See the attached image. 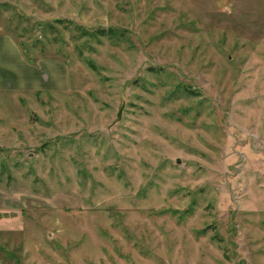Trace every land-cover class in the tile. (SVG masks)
I'll return each mask as SVG.
<instances>
[{"label": "rangeland", "instance_id": "1", "mask_svg": "<svg viewBox=\"0 0 264 264\" xmlns=\"http://www.w3.org/2000/svg\"><path fill=\"white\" fill-rule=\"evenodd\" d=\"M1 219L4 264H264V0H0Z\"/></svg>", "mask_w": 264, "mask_h": 264}, {"label": "crops", "instance_id": "2", "mask_svg": "<svg viewBox=\"0 0 264 264\" xmlns=\"http://www.w3.org/2000/svg\"><path fill=\"white\" fill-rule=\"evenodd\" d=\"M7 38V43H8V45H10V47H12L13 49H15V50H18L19 49V47L17 46V44L13 41V39L9 36V37H6ZM20 50V49H19ZM1 208L2 209H6L7 207L6 206H1ZM1 221H3L4 222V220L3 219H1L0 220V222ZM2 256H3V254H1L0 253V264H4L3 262H2Z\"/></svg>", "mask_w": 264, "mask_h": 264}]
</instances>
